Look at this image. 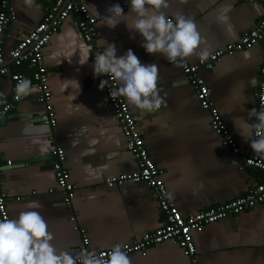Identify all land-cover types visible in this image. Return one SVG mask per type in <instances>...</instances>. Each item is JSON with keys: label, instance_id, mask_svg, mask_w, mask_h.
<instances>
[{"label": "crops", "instance_id": "0c3cea01", "mask_svg": "<svg viewBox=\"0 0 264 264\" xmlns=\"http://www.w3.org/2000/svg\"><path fill=\"white\" fill-rule=\"evenodd\" d=\"M53 1L35 0L39 7L32 9L23 0L9 1L15 20L6 29L5 52L41 21L45 8ZM84 1L96 20L98 35L94 45L104 51V41L115 44L117 57L131 49L142 64L158 66V90L166 104L152 113L132 106L129 109L149 157L164 170L161 178L178 210L184 215L197 213L246 193L262 173L239 169V162L211 130L210 115L200 109L195 90L179 63L169 64L159 54H147L141 47L142 37L129 32L123 22L115 29L99 26L95 9L104 16L110 6L130 0ZM168 4V17L181 13L193 19L203 40L199 51L207 52L237 41L264 14L258 3L235 0H168ZM128 11L129 6L125 14ZM221 15L228 16L230 31L218 22ZM75 19L76 16L69 17L62 22L45 46L41 62L48 72L55 128L35 121L43 109L37 101V91L12 103V81L8 75L0 77V109L5 104L10 106L7 120L0 123V155L13 163L11 167H0V188L7 193L10 219L29 210L30 202H39L41 208L37 210L54 236L52 244L73 254L78 253L80 243L74 226L85 229L90 250L95 252L136 241L158 228L164 219L146 184L128 182L109 188L104 183L106 178L131 173L137 166L99 87L91 58L84 65L79 63V46L83 44L91 50V45L80 37ZM70 31L77 36L74 45L66 36ZM73 48L77 52L72 56ZM263 58L264 43H259L250 50L224 56L211 70L198 72L208 87L209 101L242 152L249 151L250 141L242 138L233 121L242 117L249 124L256 122L248 120V112L256 108L255 92ZM196 59L194 56L187 60L194 63ZM19 70L29 75L28 68ZM237 127L242 130L243 123L237 121ZM55 146L64 150V166L76 187L71 208L63 205L58 191L48 193L54 187L50 152ZM73 213L74 223L69 220ZM192 239L199 264H264V202L193 232ZM129 258L131 264H189L172 242L130 254Z\"/></svg>", "mask_w": 264, "mask_h": 264}, {"label": "built area", "instance_id": "2783aa9c", "mask_svg": "<svg viewBox=\"0 0 264 264\" xmlns=\"http://www.w3.org/2000/svg\"><path fill=\"white\" fill-rule=\"evenodd\" d=\"M9 1L0 0V17L3 18L0 19V77L8 75L12 81V103L20 100L16 98L15 94V85L18 82V78L30 80L33 87L37 89V101L43 107L42 113L35 118V121L50 128H55L56 117L51 103V92L48 87V72L41 63L44 48L51 37L61 28L62 22L69 17L76 16L74 20L75 26L82 40L91 45L90 56L92 58H90L94 64L93 58L95 54L103 52L101 48L94 45L98 35L96 20L89 14L84 0H54L45 8L41 21L27 35L22 36L9 51L5 52L6 29L15 20L14 13L9 9ZM235 1L258 3L264 9V0ZM120 6L125 12L129 3H122ZM259 43H264V14L258 23L246 31L237 41L208 52L209 56L203 62L197 56L194 63H190L188 60L179 63L183 75L195 90L196 100L200 109L207 111L210 115L209 125L211 130L221 138L222 144L229 149L231 157L239 162V169H255L262 173V176L254 180L251 187L243 195L231 201L210 206L197 213L182 214L168 197L161 178L164 170L157 166L149 157L143 137L136 129V121L130 112L129 105L123 97L110 98V90L117 87L116 82L106 76L99 77V81H108L103 92L119 125L125 148L131 153L137 166L135 171L106 178L104 183L109 188L121 186L128 182L146 184L157 199L159 210L164 217L162 224L155 230L143 235L136 241L119 244L122 250L127 251L128 256L133 253H144L153 246L164 242H172L180 248L182 255L188 260L189 264H199L192 239L193 232L225 219L229 215H236L254 209L257 205L264 202V157L254 155L251 148L246 152L240 150L236 140L224 125L219 111L209 101L208 87L198 75L200 69L211 70L224 56H231L237 52L250 50ZM21 67L29 69L28 76L19 70ZM259 75L258 88L255 92L257 111H260L261 106L264 105V58L259 69ZM9 107L7 104L2 105L0 120ZM49 139L53 140V137L50 136ZM50 158L54 174V187L48 189V193L51 194L58 191L63 205L66 208H71L76 187L70 182V172L64 166L65 152L61 147L55 146L51 149ZM12 164V161L3 160L0 155V167H11ZM6 199L7 193L0 188V219H10ZM15 200L19 201L20 197ZM75 219L76 214L73 213L69 220L74 223ZM74 229L80 235L78 253L82 249L91 251L89 237L85 229L77 226H74ZM112 247L95 252L97 254H106Z\"/></svg>", "mask_w": 264, "mask_h": 264}, {"label": "clouds", "instance_id": "9594fccd", "mask_svg": "<svg viewBox=\"0 0 264 264\" xmlns=\"http://www.w3.org/2000/svg\"><path fill=\"white\" fill-rule=\"evenodd\" d=\"M23 3L29 9L39 7L35 0H23ZM168 7V0H130L127 14L117 3L110 6L104 16L93 8L101 21L99 26L115 29L121 22L125 23L129 32L142 37L141 47L149 55L159 54L169 64H178L194 56H198L201 62L206 60L209 53L199 51L203 40L196 23L181 13L169 18L166 12ZM218 22L231 30L227 15H221ZM66 36L71 45L76 43L74 31ZM104 43L105 50L97 52L93 58V72L96 77L106 76L116 82L117 87L110 90V98L123 97L129 106L147 113L158 111L165 105L166 100L158 90V66L155 63L142 64L131 49L117 57L115 44ZM79 48V63L84 65L91 57V50L83 44ZM76 52L73 48L70 55ZM107 83V80H101L100 89H104ZM36 91L30 80L18 78L15 85L17 99L28 97ZM252 119L256 122L249 124L238 117L233 123L242 138L250 141L253 154L264 157V105L260 111L253 108L248 112V120ZM237 121L243 123L242 130L237 127ZM27 208L29 210L20 212L16 218L0 219V264H131L127 251L122 250L119 244L106 254H97L88 249L73 254L56 248L52 244L54 236L48 230V223L37 210L41 208L39 202H30Z\"/></svg>", "mask_w": 264, "mask_h": 264}, {"label": "water", "instance_id": "95a60500", "mask_svg": "<svg viewBox=\"0 0 264 264\" xmlns=\"http://www.w3.org/2000/svg\"><path fill=\"white\" fill-rule=\"evenodd\" d=\"M8 114H9V113H6V114L4 115V117L0 120V123H3V122H5V121L7 120V118H8Z\"/></svg>", "mask_w": 264, "mask_h": 264}]
</instances>
